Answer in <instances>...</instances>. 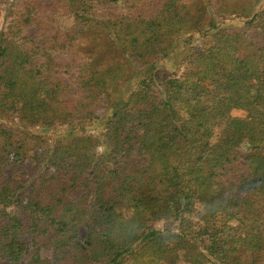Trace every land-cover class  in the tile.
Returning a JSON list of instances; mask_svg holds the SVG:
<instances>
[{
	"label": "trees",
	"instance_id": "16d2710c",
	"mask_svg": "<svg viewBox=\"0 0 264 264\" xmlns=\"http://www.w3.org/2000/svg\"><path fill=\"white\" fill-rule=\"evenodd\" d=\"M24 6L0 29V264H264V0Z\"/></svg>",
	"mask_w": 264,
	"mask_h": 264
},
{
	"label": "rangeland",
	"instance_id": "374dc122",
	"mask_svg": "<svg viewBox=\"0 0 264 264\" xmlns=\"http://www.w3.org/2000/svg\"><path fill=\"white\" fill-rule=\"evenodd\" d=\"M8 8L11 11L15 10L14 13H16V15H19L20 19L23 20L27 24L31 21V18L34 16V9L32 8L26 9L24 6V0H7L3 2L2 5H0V29H2L3 26H5V24L7 23V21H9V19H11ZM61 22L64 23L65 25H69L71 24L72 20L70 18H64ZM29 31H31V29H29ZM233 115L240 116L242 114L240 112L234 111ZM39 131L40 130H33L31 132L39 133ZM14 134L17 135L18 133L15 132ZM52 134L53 133H49L50 136H52ZM245 152H246L245 148L240 149V153H245ZM30 155L31 154L29 153V156ZM161 226H162V223H157L154 225V228L159 229L161 228ZM79 230H80L81 235L85 234V230L83 227H79ZM41 254L44 258H48L49 260L53 261L52 250H42ZM28 259L29 258L26 257L21 264H27ZM177 264H183V263L179 262Z\"/></svg>",
	"mask_w": 264,
	"mask_h": 264
}]
</instances>
